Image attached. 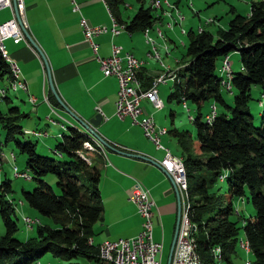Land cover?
Here are the masks:
<instances>
[{
	"label": "trees",
	"instance_id": "1",
	"mask_svg": "<svg viewBox=\"0 0 264 264\" xmlns=\"http://www.w3.org/2000/svg\"><path fill=\"white\" fill-rule=\"evenodd\" d=\"M127 21L120 17L123 0H103L109 15L123 25L127 33H142L152 29L160 17L144 0ZM177 3V2H176ZM231 12L233 10L231 9ZM183 58L187 61L175 71L172 92L167 101L176 104L189 102L196 107L191 118L194 133L169 129L176 140L186 180L188 201L187 217L195 230L192 238L201 264H234L239 232L247 244L251 259L243 264H264V0L251 2L244 16L235 14L225 29L209 31L188 30L185 34ZM236 51L240 71L231 73L230 88L235 93L232 106L225 104L221 93V78L215 73L216 63ZM142 88L149 86L151 78L137 73ZM11 80L8 63L0 55V84ZM260 87L259 126L254 127L248 111L249 89ZM50 101L58 105L52 95ZM207 101L224 108L214 109L210 122L205 121L211 110L203 115L200 107ZM12 102L8 94L3 98L5 111L0 108V129L4 132V145L14 143L26 156L25 171L35 187L22 191V202L34 209L50 224L38 219L36 236L26 240L14 238L18 231L14 220L15 209L11 199V181L0 182V219L5 234L0 237V264H35L49 254L60 262L71 263L81 258L104 264L98 258L97 247L88 245L92 226L100 221L102 206L98 194L99 169L94 160L99 154L83 148L85 134L67 127L60 133L53 153L59 159L40 156L36 143L21 142L24 132L20 125L26 117ZM214 104V105H213ZM65 131L67 133H65ZM55 176L57 193L45 182L47 175ZM224 181L226 189L218 194L211 188ZM248 191L253 216L241 219V226L231 220L234 215L232 201ZM237 217L239 215H236ZM26 227V226H25ZM27 228V227H26ZM27 228V229H32ZM239 248V247H238ZM240 249V248H239ZM217 250V252H216Z\"/></svg>",
	"mask_w": 264,
	"mask_h": 264
},
{
	"label": "crops",
	"instance_id": "2",
	"mask_svg": "<svg viewBox=\"0 0 264 264\" xmlns=\"http://www.w3.org/2000/svg\"><path fill=\"white\" fill-rule=\"evenodd\" d=\"M168 2L174 4L175 0ZM23 4L27 32L45 57L52 84L61 102L84 123L96 114L94 108L100 111L101 120L91 129L109 147L102 148L103 156L94 157L99 169L97 189L102 215L100 221L91 228L92 245L97 247L104 241L128 239L137 235L140 230V218L128 197L136 183H139L148 190L154 203L152 239L161 244V252L164 246L169 251L174 232L176 200L170 182L156 166L162 159L163 152L156 150L142 136L140 128L131 124L127 117L117 118L114 115L116 79L102 76L95 59V56L108 57L111 45H115L120 47L122 52H130L135 58L142 60L144 64L139 72L152 78L159 69L152 60L145 59L144 54L148 48L143 34L127 33L122 30L113 37L109 34L95 36L92 39L96 45L94 54L84 40L81 19H84L88 26L109 27V13L102 0H23ZM179 4L174 6L178 8ZM10 18L11 11L10 17L6 16L0 20V25ZM165 19L161 18L147 33L158 47L159 54L163 50L162 45H166L167 42L173 44V41L167 38L166 40L158 38L154 32V28L162 26ZM171 29L172 26L169 30ZM197 29L199 30L200 26ZM5 42L9 58L17 65L19 77L27 88V91H20L28 103V109L23 110L17 106L26 115L20 122L23 132H43L46 136L39 138H47L49 132L46 129L49 125L47 117H51L64 124L65 129L71 127L86 134L84 127L53 95L44 61L31 43L28 41L30 45H27L21 41L14 44L9 39ZM30 95L36 99L35 104L28 101ZM52 95L58 105L50 101ZM140 105L144 112L152 117L155 127L167 130V134L160 137V144L172 155L179 156L176 140L168 133L173 126L174 113L168 111L170 125L168 127L166 116L160 113L163 107L155 111L146 101H142ZM43 116H47L43 118L47 125L39 129L42 120L40 118ZM52 126L58 128L60 133L64 132L59 125ZM42 146L47 150L48 144L44 142Z\"/></svg>",
	"mask_w": 264,
	"mask_h": 264
},
{
	"label": "built area",
	"instance_id": "3",
	"mask_svg": "<svg viewBox=\"0 0 264 264\" xmlns=\"http://www.w3.org/2000/svg\"><path fill=\"white\" fill-rule=\"evenodd\" d=\"M175 1L178 2L179 0ZM149 4L154 13H156V17H160V19L163 17H170L172 13H176L180 21L182 20L174 4H170L168 0H149ZM2 8H8L11 11V18L0 25V55L9 65L11 80L8 82L7 87H3L0 84V104L7 95L8 90H15L17 88L19 90H26V84L19 77L17 65L9 58L4 46V41L9 39L14 44H19L21 41H24L27 45H30L25 37V32L28 31V27L25 20V6L23 0H0V9ZM81 26L84 40L88 43L94 54L96 45L93 43L92 39L95 36L109 34L113 37L124 30L123 25L117 23L112 17H110L109 27L88 26L84 19H81ZM165 26L170 29L172 25L166 23ZM148 31L149 29H144L142 32L144 42L149 46L144 54L145 59L157 62L160 67H162L161 63L158 61L159 55L154 48L155 43L147 36ZM154 32L157 37L162 38V33L158 27L154 28ZM95 59L99 64L102 76L116 79L117 90L113 103L114 115L117 118L127 117L131 124L137 125L140 128L142 136L146 138L156 150H161L163 152V157L158 162V165L169 176L175 186L179 203L178 227L168 264H201L192 238V233L195 228L189 223L187 217L188 201L186 197V180L182 159L172 155L160 144L159 139L165 135L166 129L163 127H155L151 116L146 114L140 105L141 101L146 100L154 110H160L163 105L157 96V86L164 84L165 80L173 81L175 77L174 72L165 71L164 69H161V71L158 70L155 76L151 78L149 86L142 88L137 73L142 68L144 62L135 58L132 53L127 51L122 52L120 47L111 45L108 57L99 58L95 56ZM228 69L229 62L227 56H224L220 61L218 71L221 76H224V78H221V85L226 91L230 90V70ZM28 98L30 103H35L36 99L33 96L30 95ZM96 112L100 114L99 109H96ZM213 115L214 108L211 107L210 113L205 116V121L207 123L210 122ZM47 120L51 125H59L61 130H65V125L59 123L56 119L47 117ZM34 135L37 136L36 133H34ZM83 148L103 156L101 145L92 137H88V139L84 141ZM14 176L24 178L25 180L30 179L27 172H19L16 168L14 170ZM128 200L135 206L137 215L140 218L139 232L132 238L104 241L100 243L97 246L98 258L104 264H160L161 244L152 239V211L154 203L149 192L141 184L136 183L135 187L130 191ZM23 222L27 228H31L38 224L37 220L29 217H25ZM86 243L91 245V239H88ZM238 247L244 253L248 252L247 244L242 239L238 241ZM35 264L40 263L36 262Z\"/></svg>",
	"mask_w": 264,
	"mask_h": 264
},
{
	"label": "rangeland",
	"instance_id": "4",
	"mask_svg": "<svg viewBox=\"0 0 264 264\" xmlns=\"http://www.w3.org/2000/svg\"><path fill=\"white\" fill-rule=\"evenodd\" d=\"M181 3H180V2ZM177 4H179L177 9L178 15L181 17V21L176 13H172L170 17H167L162 24V26H158L159 30L162 33V38H167L169 41H173V44L167 42L166 45H162V52L159 54L158 47L154 44L155 51H157L159 55L158 61L161 63L162 67L157 62L154 64L157 65V68L161 71V69L165 71L174 72L183 66V63L187 61L186 58H183L184 54V44L186 42L185 34L190 28L192 31H198L197 27L200 26L199 30L209 31L210 33H214L216 29H225L227 22L231 19V17L235 14L238 15H246L249 10V5L251 2L259 1V0H179ZM263 1V0H262ZM149 0H144V5H147ZM176 4V1L174 3ZM139 4L135 2V0H123V5L120 6V17L123 21H127L137 10ZM231 9L234 13L231 12ZM10 9L2 8L0 9V20L3 18L10 17ZM154 11H152L153 13ZM158 12V11H157ZM109 17H111L109 15ZM164 19H162L163 21ZM214 21V24H212ZM159 22V21H157ZM176 22V23H175ZM170 23L172 25V29L169 30L165 28V24ZM182 32V33H181ZM159 38V37H158ZM166 40V39H165ZM5 47L7 43H4ZM147 45V44H146ZM147 48L149 46L147 45ZM169 49V51H168ZM148 50V49H147ZM167 53V54H166ZM166 54V55H165ZM145 56V55H144ZM227 59L229 62V77H231V73H237L240 71L239 57L236 51H233L227 55ZM221 61V60H220ZM220 61L216 63L215 73L218 77L224 78L219 74L218 68L220 66ZM150 84V83H149ZM172 81L165 80L164 84H160L157 86L158 98L163 104V109L160 112L164 114L167 119L166 125H169V116L168 111H172L174 113V122L172 128H176L178 131H188L189 133H194L193 126L191 124L190 119L195 117L196 115V107L195 105L189 102H182L181 104H176L173 100L167 101V97L170 92H172ZM221 84V82H220ZM3 87L8 86V82ZM22 91H27L22 90ZM22 91L18 88L15 90H9L7 94L11 98L12 102L9 104L10 107L18 106L21 109H28V103L24 99L22 95ZM15 92V93H14ZM221 96L225 102V104L229 107L232 106V99L235 93L233 88H230L229 91H226L223 87L220 88ZM29 97V96H28ZM249 101H248V111L252 118V124L254 127L259 126V111H260V87L258 85H252L249 89ZM29 101V98H28ZM146 101V100H143ZM36 102V100H35ZM142 102V101H141ZM140 102V103H141ZM147 102V101H146ZM35 104V103H34ZM214 105V104H213ZM215 110L217 113L224 111V108L215 104ZM211 102H205L199 109L200 114L207 113L211 110ZM0 108L2 111H5L6 105L0 104ZM97 108H94L96 112ZM156 111V110H155ZM158 111V110H157ZM96 114H98L96 112ZM99 115V114H98ZM43 116L40 122L39 129L44 128L47 124L43 120ZM152 118V117H151ZM153 120V119H152ZM49 123V122H48ZM88 125V124H87ZM46 129L48 132L47 138H39L41 136H46V133L38 132V131H26L23 136H19V140L21 142L31 141L32 143H36L35 151L38 155L53 159H59L57 155L53 153L54 145L59 141L60 138V130L55 128L50 123L47 125ZM89 126V125H88ZM93 130V129H92ZM37 134L34 135V133ZM94 133H96L93 130ZM167 132V131H166ZM85 136L92 137L90 134L85 132ZM167 133H165L166 135ZM37 137V138H36ZM39 138V139H38ZM96 140L94 137H92ZM48 144L47 150H45V146H42L43 143ZM100 144V143H99ZM101 145V144H100ZM47 146V145H46ZM103 148V146L101 145ZM176 156V155H175ZM180 157V156H178ZM181 158V157H180ZM16 159V160H15ZM25 161L26 156L20 153L19 149L15 146L14 143H8L4 145V132L0 129V182L7 179L11 181V192L8 195V198L12 200L15 209V222L18 227V231L14 234V238L18 240H26L31 237L36 236V226H33L32 229H27L23 222L25 216L29 218H36L42 223L50 224L48 219L42 218L38 215V213L30 208L26 203L22 202V191L28 192L31 191L35 187V183L32 180H25L21 177L14 176V170L16 168L17 171L23 172L25 171ZM17 166V167H16ZM20 174V173H19ZM18 174V175H19ZM217 181L211 191L216 190L218 194H223L226 189V184L224 181ZM55 176L50 174L45 178V182L51 186L54 192H58L55 185ZM244 195L241 198L235 199L232 201V207L235 210L234 215L231 217V220L237 222V226H241V219H248L253 216V208L248 199V191L244 188ZM261 192L264 193V187L261 188ZM236 215H239L238 217ZM173 223V221H172ZM195 230V229H194ZM194 232V231H193ZM5 234V228L2 220L0 219V237ZM239 239H242L241 231L239 232ZM168 250L166 246H164L161 256H160V264H165L167 259ZM251 257L249 254L244 253L241 249L236 248V255L233 260L234 264H243L246 260H250ZM40 264H67V262H60L58 260L53 259L49 254H46L39 260ZM71 263L76 264H94L92 262H88L84 259L77 258L71 261Z\"/></svg>",
	"mask_w": 264,
	"mask_h": 264
},
{
	"label": "water",
	"instance_id": "5",
	"mask_svg": "<svg viewBox=\"0 0 264 264\" xmlns=\"http://www.w3.org/2000/svg\"><path fill=\"white\" fill-rule=\"evenodd\" d=\"M25 37L31 43V45L38 51L39 55L41 56L42 60L44 61L45 67L47 69V74H48V78H49V84H50L51 91H52L53 95L57 98V100L59 101L60 105H62V107L69 114H71L84 127V129L86 130V132L88 134H90L92 137H94L104 148H108L109 147L108 144L104 140H102V138H100L98 136V134L94 133L93 130L91 129V128H95L99 124V122L101 120V117L98 114H95L91 119L88 120L87 123H84L82 120L77 118V116L72 114V112L67 108V106H65V104H63L61 102V100L57 96V93H56V91L54 89V86L52 84V81H51V76H50V73H49V70H48L49 68H48L47 62H46L45 57L43 56L42 52L40 51L38 46L35 44V42L32 40V38L30 37L28 32H25ZM156 166H158L159 169L163 172V170L161 169V167L158 164H156ZM164 174H165V176L167 177L168 181L171 184L172 190H173L174 195H175V200H176V214H175L174 232H173V237H172V240H171L170 248H169V251H168V254H167L166 263H165V264H168L169 263V259H170V255H171V251H172V247H173V244H174V239H175V235H176L177 226H178L179 203H178V196H177V192H176L175 186L173 185V183H172L171 179L169 178V176L166 173H164Z\"/></svg>",
	"mask_w": 264,
	"mask_h": 264
},
{
	"label": "bare ground",
	"instance_id": "6",
	"mask_svg": "<svg viewBox=\"0 0 264 264\" xmlns=\"http://www.w3.org/2000/svg\"><path fill=\"white\" fill-rule=\"evenodd\" d=\"M182 17V16H181ZM176 23V22H175ZM160 29V28H159ZM157 52V51H156ZM145 62H147V61H145ZM230 74V73H229ZM9 91V90H8ZM167 131V130H166ZM167 133V132H166ZM157 164H158V162H157ZM162 169V168H161ZM163 170V169H162ZM164 172V171H163ZM165 173V172H164ZM186 177V176H185ZM178 220H179V218H178ZM191 224V223H190ZM178 227V226H177ZM177 231V230H176ZM92 244V243H91ZM249 252V251H248Z\"/></svg>",
	"mask_w": 264,
	"mask_h": 264
}]
</instances>
